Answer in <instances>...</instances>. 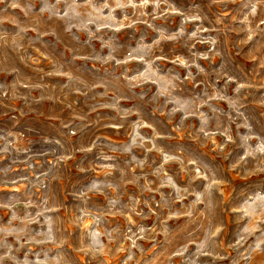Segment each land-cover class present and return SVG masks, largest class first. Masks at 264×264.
Segmentation results:
<instances>
[{"label": "rangeland", "instance_id": "rangeland-1", "mask_svg": "<svg viewBox=\"0 0 264 264\" xmlns=\"http://www.w3.org/2000/svg\"><path fill=\"white\" fill-rule=\"evenodd\" d=\"M0 264H264V0H0Z\"/></svg>", "mask_w": 264, "mask_h": 264}]
</instances>
